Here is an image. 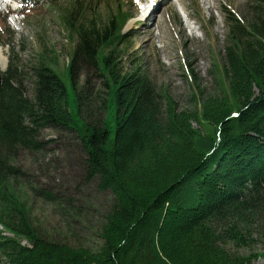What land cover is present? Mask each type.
<instances>
[{
  "label": "trees",
  "instance_id": "obj_1",
  "mask_svg": "<svg viewBox=\"0 0 264 264\" xmlns=\"http://www.w3.org/2000/svg\"><path fill=\"white\" fill-rule=\"evenodd\" d=\"M77 1L80 8L65 17L68 38L79 39L67 78L82 120L84 179L113 195L96 230L101 244L91 249L41 235L13 182L24 177L18 151L45 148L43 129L76 128L66 78L44 54L33 67V97L12 61L0 69V263L250 264L254 255L227 246L264 240V0L248 2L246 18L227 12L215 92L194 75L192 108L184 109L136 59L125 65L121 27L131 13L121 0L104 20L93 11L87 25L86 4L93 0ZM0 41L13 42L1 32ZM91 75L103 81V91L93 92ZM30 189L63 214L82 211L68 196Z\"/></svg>",
  "mask_w": 264,
  "mask_h": 264
},
{
  "label": "rangeland",
  "instance_id": "obj_2",
  "mask_svg": "<svg viewBox=\"0 0 264 264\" xmlns=\"http://www.w3.org/2000/svg\"><path fill=\"white\" fill-rule=\"evenodd\" d=\"M151 1L121 0L133 16L122 31L127 37L121 42L128 48L123 60L128 66L136 59L152 80L169 91L179 109L192 108L194 75L207 92H215L216 64L222 62L228 41L227 12L246 18L251 0H164L155 8ZM86 6L85 25L95 14L93 11L104 20L117 9V0H93ZM74 8H80L77 0H0V32L4 40H13L0 41V50L7 59L6 68L12 61L20 71L30 97L35 88L33 67L39 64L40 56L47 54L53 68L66 78L69 109L75 119L73 130L43 129L39 138L45 141V148L41 152L18 151L16 162L24 170V177L18 184L13 182L28 206L30 220L44 237L97 249L101 243L96 230L112 205L113 195L100 191L96 180L84 179L86 153L79 140L82 120L75 90L67 78V66L79 42L78 37L68 38L65 26V17ZM85 76L84 73L81 77V86L85 84ZM90 87L95 93L105 89L103 81L94 75ZM109 102L106 123L113 138L116 111L113 101ZM30 187L49 188L55 194L68 196L82 211L63 214ZM227 248L245 256L254 255L250 264H264V240L244 248L235 249L232 245Z\"/></svg>",
  "mask_w": 264,
  "mask_h": 264
},
{
  "label": "bare ground",
  "instance_id": "obj_3",
  "mask_svg": "<svg viewBox=\"0 0 264 264\" xmlns=\"http://www.w3.org/2000/svg\"><path fill=\"white\" fill-rule=\"evenodd\" d=\"M16 6H18V5H16ZM6 63H7V59L2 56L1 50H0V64L2 65L3 68H6Z\"/></svg>",
  "mask_w": 264,
  "mask_h": 264
},
{
  "label": "clouds",
  "instance_id": "obj_4",
  "mask_svg": "<svg viewBox=\"0 0 264 264\" xmlns=\"http://www.w3.org/2000/svg\"><path fill=\"white\" fill-rule=\"evenodd\" d=\"M0 67L2 68V66H1V65H0ZM1 68H0V69H1ZM7 69H8V68H6V70H7ZM1 70H2V69H1ZM6 70H5V69H3V71H6Z\"/></svg>",
  "mask_w": 264,
  "mask_h": 264
},
{
  "label": "snow or ice",
  "instance_id": "obj_5",
  "mask_svg": "<svg viewBox=\"0 0 264 264\" xmlns=\"http://www.w3.org/2000/svg\"><path fill=\"white\" fill-rule=\"evenodd\" d=\"M137 2H139V0H137Z\"/></svg>",
  "mask_w": 264,
  "mask_h": 264
}]
</instances>
